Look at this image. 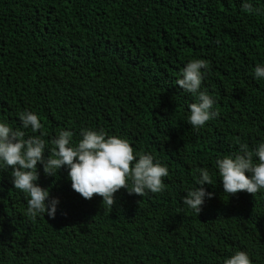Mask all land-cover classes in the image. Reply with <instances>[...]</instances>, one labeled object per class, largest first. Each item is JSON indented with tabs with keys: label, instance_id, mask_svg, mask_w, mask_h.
Listing matches in <instances>:
<instances>
[{
	"label": "trees",
	"instance_id": "trees-1",
	"mask_svg": "<svg viewBox=\"0 0 264 264\" xmlns=\"http://www.w3.org/2000/svg\"><path fill=\"white\" fill-rule=\"evenodd\" d=\"M193 59L209 64L202 87L219 112L198 130L187 124L196 99L176 84ZM261 62L264 13L241 0H0V121L36 113L45 156L61 130L75 143L103 129L169 169L162 192L122 188L108 206L75 192L67 168L52 176L38 163L37 183L60 205L36 219L11 168L0 170V264H223L239 250L264 264V190L226 194L215 168L264 140ZM201 167L215 185L197 215L182 198Z\"/></svg>",
	"mask_w": 264,
	"mask_h": 264
},
{
	"label": "clouds",
	"instance_id": "clouds-1",
	"mask_svg": "<svg viewBox=\"0 0 264 264\" xmlns=\"http://www.w3.org/2000/svg\"><path fill=\"white\" fill-rule=\"evenodd\" d=\"M241 2L246 11L264 13V9L254 8L250 0ZM208 71L206 60L193 59L184 65L181 78L176 81L184 93L196 99V102L188 105L190 114L187 117V124L196 130L219 115L215 108L217 101L202 87ZM253 79L264 80V62L255 66ZM18 118L19 127L0 121V170L11 168L13 186L26 194L27 215L32 219L45 213L55 218L60 205L58 197L50 198L49 190L37 183L38 163L43 166L46 174L52 176L62 167L67 168L75 192L88 200L94 194L99 195L108 206L114 205V194L122 188L129 194L139 196L149 192L160 193L165 189L164 178L169 176L168 167L151 152L134 153L127 139L108 135L103 129H82L81 139L74 143L73 133L61 130L51 140L54 145L51 155L45 156L48 145L43 138V125L38 115L26 109L19 113ZM29 129L33 135H26ZM215 168L226 194L246 191L255 195L261 192L264 190V140L258 142L252 150L241 144L238 151L217 158ZM196 171V186L187 190L182 200L183 205L199 215L206 200L214 195L204 185L215 184L208 168L201 167ZM223 264L253 262L248 252L239 250L226 258Z\"/></svg>",
	"mask_w": 264,
	"mask_h": 264
}]
</instances>
